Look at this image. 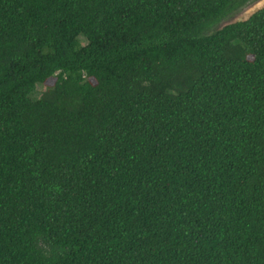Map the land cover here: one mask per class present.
<instances>
[{"label": "trees", "instance_id": "1", "mask_svg": "<svg viewBox=\"0 0 264 264\" xmlns=\"http://www.w3.org/2000/svg\"><path fill=\"white\" fill-rule=\"evenodd\" d=\"M0 0V264H264V3Z\"/></svg>", "mask_w": 264, "mask_h": 264}, {"label": "rangeland", "instance_id": "2", "mask_svg": "<svg viewBox=\"0 0 264 264\" xmlns=\"http://www.w3.org/2000/svg\"><path fill=\"white\" fill-rule=\"evenodd\" d=\"M264 3V0H252L248 2L246 5L241 7L240 9L236 10L232 14H230L228 17L223 19L221 22H219L215 28H220L225 24L238 21V20H243L246 19L251 13L262 7Z\"/></svg>", "mask_w": 264, "mask_h": 264}, {"label": "water", "instance_id": "3", "mask_svg": "<svg viewBox=\"0 0 264 264\" xmlns=\"http://www.w3.org/2000/svg\"><path fill=\"white\" fill-rule=\"evenodd\" d=\"M252 1V0H251Z\"/></svg>", "mask_w": 264, "mask_h": 264}]
</instances>
